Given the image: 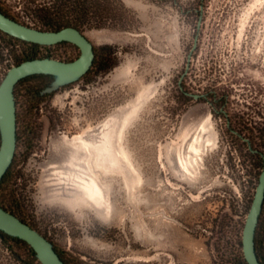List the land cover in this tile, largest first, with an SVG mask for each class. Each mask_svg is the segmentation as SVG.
I'll return each mask as SVG.
<instances>
[{
    "label": "rangeland",
    "instance_id": "obj_1",
    "mask_svg": "<svg viewBox=\"0 0 264 264\" xmlns=\"http://www.w3.org/2000/svg\"><path fill=\"white\" fill-rule=\"evenodd\" d=\"M54 1L0 7L32 24ZM110 5L124 29H80L105 57L116 52L109 72L41 98L46 80L17 86L4 206L72 264H242L264 168L253 153L264 149V0ZM29 50L8 38L7 71ZM41 55L72 62L80 50ZM83 180L104 199L89 198ZM31 262L26 248L0 242V264Z\"/></svg>",
    "mask_w": 264,
    "mask_h": 264
},
{
    "label": "water",
    "instance_id": "obj_2",
    "mask_svg": "<svg viewBox=\"0 0 264 264\" xmlns=\"http://www.w3.org/2000/svg\"><path fill=\"white\" fill-rule=\"evenodd\" d=\"M0 30L26 43L52 47L69 43L80 50V56L72 62L50 58L34 59L12 67L0 85V183L15 157L17 149V84L35 75L54 78L43 93L53 94L59 89L79 82L91 69L95 59V47L77 28L67 27L59 31H46L21 24L0 11ZM199 99L201 95H191ZM255 153V151H253ZM264 204V168L245 223L242 247L247 264H260L256 253V230ZM0 231L26 242L36 253L41 264H65L56 252L54 244L28 224L0 206Z\"/></svg>",
    "mask_w": 264,
    "mask_h": 264
},
{
    "label": "trees",
    "instance_id": "obj_3",
    "mask_svg": "<svg viewBox=\"0 0 264 264\" xmlns=\"http://www.w3.org/2000/svg\"><path fill=\"white\" fill-rule=\"evenodd\" d=\"M113 1V0H112ZM119 3V9L122 12H127V10L123 7V4L121 1H118ZM111 0H55L54 2H51L49 7L42 11L39 14H36L32 18V24L31 23H21V21L11 15H9L6 11H4L0 7V11L6 15L7 17L21 23L27 26H32L33 28L36 29H41V30H46V31H59L61 29L67 28V27H74L77 29H82V28H89V29H124L121 25L122 19L118 14L116 13L115 9L111 8ZM29 19V17H28ZM122 28H121V27ZM8 38L11 40L18 41L24 45H27L30 47V50L26 53V55L23 57L21 61H19V64L26 62V61H31L34 59H43V58H52L51 56H42L41 55V50L42 49H47L49 47L46 46H40L37 44H32V43H26L23 41H20L18 39H15L11 36L8 35ZM66 43L58 44V45H63ZM56 46V45H55ZM116 62V52H112V54L109 57H105L103 52H98L95 50V59L93 62V65L89 72L85 75H89L92 72L96 73H107L111 70L112 67H114ZM84 76V77H85ZM40 77H48V78H53L51 76H44V75H35L28 77L26 79L21 80L18 84H22L24 82H27L29 80H34V79H40ZM17 86L15 88V92L17 89ZM50 86H46L45 88L41 89L38 93V97H44L49 94H44L43 92ZM16 98V96H15ZM17 105V103H16ZM18 123H19V117L17 114V144L19 141V135H18ZM263 136H264V130L262 131ZM0 145H1V136H0ZM249 150L252 152V146L251 143L249 142ZM255 155H259L263 160H264V149L261 152H256L254 153ZM15 159V157H14ZM14 162V160H13ZM12 162V165H13ZM12 165L10 166L9 170L7 171L6 175L3 177L1 183H0V206L4 208L6 211L9 213L15 215L17 218H19L22 222L27 223L23 218H21L16 212L9 210L4 206L3 201L1 199V193H2V188L6 184V181L9 178V174L12 169ZM29 225V224H28ZM30 226V225H29ZM32 228V226H30ZM259 235V225L256 230V237H255V243H256V253L257 257L258 255V236ZM47 239V238H46ZM0 242L5 248H10L12 245L16 246H22L27 249L28 256L31 259V264H41L37 258V255L35 251L24 241L18 239V238H13L5 234L4 232L0 231ZM55 247V246H54ZM56 252L59 254L61 259L65 264H72L68 260L64 258V256L56 249ZM242 264H247L245 258L243 257Z\"/></svg>",
    "mask_w": 264,
    "mask_h": 264
},
{
    "label": "flooded vegetation",
    "instance_id": "obj_4",
    "mask_svg": "<svg viewBox=\"0 0 264 264\" xmlns=\"http://www.w3.org/2000/svg\"><path fill=\"white\" fill-rule=\"evenodd\" d=\"M7 40H8V35L5 32L0 30V77L3 76V74H4V78L8 72L7 71V59H6L7 58ZM66 44H69V43H66ZM70 45H72V44H70ZM72 46H74V45H72ZM74 47H76V46H74ZM40 79L47 81L45 86H50L54 80V78H48V77H40ZM1 83H0V85H1ZM258 225H259V235H258L259 236L258 237V255H259V257H258V260H259L260 264H264V204H263V208H262V212H261V215L259 218Z\"/></svg>",
    "mask_w": 264,
    "mask_h": 264
},
{
    "label": "bare ground",
    "instance_id": "obj_5",
    "mask_svg": "<svg viewBox=\"0 0 264 264\" xmlns=\"http://www.w3.org/2000/svg\"><path fill=\"white\" fill-rule=\"evenodd\" d=\"M182 167H183L184 171H186L187 173L190 172V169L188 168V164L183 163ZM82 188L84 189L86 195L89 198L96 199V200H103L104 199L103 191L98 186L97 183H95V182L90 183L88 181L83 180Z\"/></svg>",
    "mask_w": 264,
    "mask_h": 264
}]
</instances>
